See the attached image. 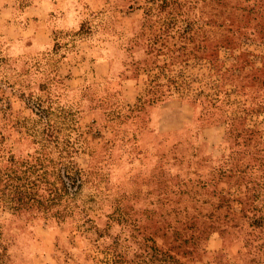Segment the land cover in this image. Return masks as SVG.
Here are the masks:
<instances>
[{
  "label": "rangeland",
  "instance_id": "1",
  "mask_svg": "<svg viewBox=\"0 0 264 264\" xmlns=\"http://www.w3.org/2000/svg\"><path fill=\"white\" fill-rule=\"evenodd\" d=\"M182 25L234 41L224 80L166 73L218 81L211 114L144 101ZM263 69L264 0H0V167L48 123L88 180L62 222L0 208V264H264V81L241 78Z\"/></svg>",
  "mask_w": 264,
  "mask_h": 264
},
{
  "label": "trees",
  "instance_id": "2",
  "mask_svg": "<svg viewBox=\"0 0 264 264\" xmlns=\"http://www.w3.org/2000/svg\"><path fill=\"white\" fill-rule=\"evenodd\" d=\"M183 22L189 25L187 21L183 20ZM186 25L175 29L172 50L160 43L166 50V59L161 66L153 64L148 67L147 71H156V73H152L153 76L147 83L144 101L148 105L162 102L166 97L175 93L180 98L198 103L200 110H206V114H211L219 110L215 102L220 91L217 85H213L218 81L211 82V85L207 87L208 91H212L209 96L203 91L206 85H199L188 76L183 78L181 74H178L176 77H169L166 73L170 71L168 67L171 65L177 66L179 73H182L181 70L188 65L205 62L210 66V71L215 72L219 79L224 80L226 78L223 75L227 70L221 67L215 69V63L218 60L219 51L229 49L231 45H234V41L228 42L224 36L216 40L213 37L199 35L195 29L192 31ZM169 27V23H162L157 27V30H162L158 42H164L163 37L167 36ZM207 43L211 44V47L206 46ZM152 44H155V41ZM232 60L235 63L234 58ZM235 68L229 74L233 92L243 88L241 85L234 84L239 78V73L235 72L237 70ZM248 72L247 76L243 75L241 78L256 81L263 78L264 81V69L257 70L255 73ZM227 121L232 128L236 118ZM51 130L50 124L45 123L42 124L38 137L35 133L29 135L33 141L39 137L40 139L34 141L37 147L24 159H16L11 155L4 159V165L0 167V208L12 213L28 210L33 217L44 220L54 219L57 222L72 217L80 209L76 203V196L81 187L87 183V175L74 162L73 147L66 143H58L55 132L52 133ZM2 251L4 248L0 245V256Z\"/></svg>",
  "mask_w": 264,
  "mask_h": 264
}]
</instances>
